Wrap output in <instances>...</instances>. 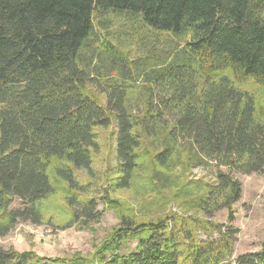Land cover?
<instances>
[{
    "label": "trees",
    "instance_id": "16d2710c",
    "mask_svg": "<svg viewBox=\"0 0 264 264\" xmlns=\"http://www.w3.org/2000/svg\"><path fill=\"white\" fill-rule=\"evenodd\" d=\"M111 11L183 45L128 58L99 35ZM242 80L264 89V0H0V236L20 221L42 222L41 202L55 192L51 175L84 192L76 171L91 170L95 128L112 122V189L130 186L149 142L162 168L181 151L193 165L214 162L212 181H188L177 193L204 214L230 209L242 192L232 173H264V96L258 110ZM67 202L94 207L75 194ZM120 219L94 253L98 264H264V240L259 250L232 257L229 225ZM93 260L0 245V264Z\"/></svg>",
    "mask_w": 264,
    "mask_h": 264
},
{
    "label": "rangeland",
    "instance_id": "374dc122",
    "mask_svg": "<svg viewBox=\"0 0 264 264\" xmlns=\"http://www.w3.org/2000/svg\"><path fill=\"white\" fill-rule=\"evenodd\" d=\"M101 21L102 24L97 26L99 35L131 59L164 55L167 48L183 45L178 40L171 43L169 33L154 32L123 13L107 12ZM169 62L167 60L166 64ZM194 79H197L196 84H202V78L197 73ZM137 83L138 90L142 91L146 77L142 76ZM240 83L253 93L259 110L263 105L264 89L251 80ZM152 87L155 91L156 86ZM99 98L104 100L101 94ZM131 98L134 99V95ZM115 130L113 122L107 127L95 128L98 146L92 155L91 170L76 171L78 183L85 187L84 192L70 191L64 181L51 175L55 192L41 202L42 222H18L10 232L0 236L3 248L12 247L16 251L32 249L37 255L50 258L80 255L93 260L95 251L112 235L121 217L141 222L179 216L186 223L194 222L198 226L200 223L207 228L215 223L229 225L236 235L232 257L260 249L264 240V173L233 172V177L241 183L240 199L230 209L223 208L212 215L204 214L199 208L188 206L184 195L177 191L188 181H212L217 169L215 163L207 161L206 165H193L188 155L181 151L179 157L162 168L153 159L156 146L146 142L140 148V164L130 186L114 190L110 183L118 175ZM220 169L225 171L224 167ZM74 194L78 199L92 198V211H85L77 204L71 207L67 197ZM12 206L18 207V201L15 200ZM196 231L199 238L205 239L202 230L198 228ZM213 236L217 237L218 233ZM92 264H98L97 260H93Z\"/></svg>",
    "mask_w": 264,
    "mask_h": 264
}]
</instances>
